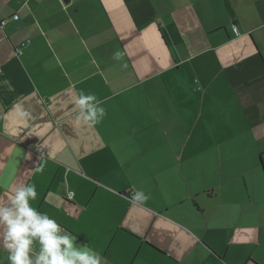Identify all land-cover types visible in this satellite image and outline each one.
Instances as JSON below:
<instances>
[{
    "label": "crops",
    "instance_id": "0c3cea01",
    "mask_svg": "<svg viewBox=\"0 0 264 264\" xmlns=\"http://www.w3.org/2000/svg\"><path fill=\"white\" fill-rule=\"evenodd\" d=\"M0 22V196L34 184L102 264H264V0H0Z\"/></svg>",
    "mask_w": 264,
    "mask_h": 264
},
{
    "label": "clouds",
    "instance_id": "9594fccd",
    "mask_svg": "<svg viewBox=\"0 0 264 264\" xmlns=\"http://www.w3.org/2000/svg\"><path fill=\"white\" fill-rule=\"evenodd\" d=\"M112 58L120 61L123 54L116 51ZM73 106L74 119L88 126L100 123L106 114L101 101L82 90L73 100ZM18 115L22 119L30 117L22 108ZM40 159L43 154L39 155ZM36 171L42 172L43 167H37ZM37 195L34 184L17 183L0 196V252L7 254L9 264H102V257L96 251L78 244L54 219L32 206ZM130 199L136 205H143L149 197L136 191Z\"/></svg>",
    "mask_w": 264,
    "mask_h": 264
},
{
    "label": "rangeland",
    "instance_id": "374dc122",
    "mask_svg": "<svg viewBox=\"0 0 264 264\" xmlns=\"http://www.w3.org/2000/svg\"><path fill=\"white\" fill-rule=\"evenodd\" d=\"M190 140H191V137L189 135L183 134V138H181V140H180L181 141V147H180V151H181L180 154H181V156H183L184 153L188 152V151H185V148H186V145H188V143H190ZM234 147L235 146H231L230 149L232 150ZM217 150H218V148H215V150L213 151V153H215V155H217ZM166 152H167L166 153V157H167V155H168V157H172V151L170 149H168V147H167ZM231 152L232 151H228V154L225 155V157L228 156V159H225V161L228 163V166L229 167H232V166L236 167V166L239 165L238 164V160H237L236 157H238V158L240 157V160L239 161L243 162V159L242 158H243V156L246 153H245V150H241V151H238L239 155L236 156V155H234ZM213 155L214 154H212V155L209 154V155H207V157H201V156H199L197 158L198 165L201 164V163H203V164H201L202 166H209L210 161H211L212 164H214V160L216 158ZM215 167H216V165H215Z\"/></svg>",
    "mask_w": 264,
    "mask_h": 264
},
{
    "label": "built area",
    "instance_id": "2783aa9c",
    "mask_svg": "<svg viewBox=\"0 0 264 264\" xmlns=\"http://www.w3.org/2000/svg\"><path fill=\"white\" fill-rule=\"evenodd\" d=\"M13 17H14V20H17V16H13ZM5 24H6L5 22H0V27L2 28ZM232 31H233L235 36L239 35L236 27H232ZM69 194H70L69 197L71 198L73 194L72 193H69Z\"/></svg>",
    "mask_w": 264,
    "mask_h": 264
},
{
    "label": "trees",
    "instance_id": "16d2710c",
    "mask_svg": "<svg viewBox=\"0 0 264 264\" xmlns=\"http://www.w3.org/2000/svg\"><path fill=\"white\" fill-rule=\"evenodd\" d=\"M260 162H261V159H260Z\"/></svg>",
    "mask_w": 264,
    "mask_h": 264
}]
</instances>
